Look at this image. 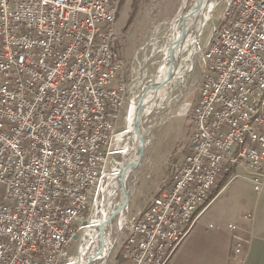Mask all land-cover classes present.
Listing matches in <instances>:
<instances>
[{
    "label": "built area",
    "instance_id": "1",
    "mask_svg": "<svg viewBox=\"0 0 264 264\" xmlns=\"http://www.w3.org/2000/svg\"><path fill=\"white\" fill-rule=\"evenodd\" d=\"M120 1L0 0V264H72L70 241L96 225L114 179L118 199L117 127L135 101L115 48ZM219 1L205 48L195 44L198 96L178 108L186 152L145 208L120 215L129 264H166L221 174L238 168L264 193V0ZM228 228L238 260L251 236Z\"/></svg>",
    "mask_w": 264,
    "mask_h": 264
},
{
    "label": "rangeland",
    "instance_id": "2",
    "mask_svg": "<svg viewBox=\"0 0 264 264\" xmlns=\"http://www.w3.org/2000/svg\"><path fill=\"white\" fill-rule=\"evenodd\" d=\"M136 4L134 6V2ZM121 0L116 19L117 39L115 48L120 55L123 63V80L131 87L134 96L133 106L141 98L140 88L154 74L159 61L153 55V40L159 39L164 31V23L171 21L178 13L182 15L189 12L194 0ZM224 3L218 1L209 14V19L202 28V33L198 37L201 49H204L212 33L213 26L217 25ZM181 15V16H182ZM132 18L130 24L129 20ZM163 30V31H162ZM160 32V33H159ZM152 52V53H151ZM192 70L187 72L183 78L178 79L171 85V89L166 98L157 102L161 108H156L150 115L145 125L147 136L146 151L137 166L134 175H129L127 179L130 186L129 212L135 214L145 208L156 196L158 185L167 180L172 172V166L179 162L186 152V143L191 130V121L185 117L178 116L179 105L184 101L194 103L198 96V86L200 83L202 68L198 63L197 56L192 58ZM186 76V77H185ZM129 108L128 120L133 106ZM124 106L117 130H126L124 124ZM143 126V125H142ZM122 148L125 147L127 140L120 141ZM123 144V146H122ZM126 153L121 150L120 153ZM130 156V154H128ZM126 156L127 158L129 156ZM116 162V161H115ZM232 173L238 176L231 179V176L221 174L210 192V196L216 194V204H224L230 217L249 214V210L255 203L258 194L253 190L244 178L245 173L236 168ZM132 181L134 183L132 184ZM223 189L222 192H220ZM3 195V188L0 186V198ZM209 198L207 199V201ZM115 201L112 199V206ZM120 218V217H119ZM111 231V242L113 249L109 254L106 264H129L126 259L121 257V237L117 233L115 223ZM77 241L72 239L67 248V252L74 257L77 250ZM81 249V248H80ZM233 251V250H232Z\"/></svg>",
    "mask_w": 264,
    "mask_h": 264
},
{
    "label": "bare ground",
    "instance_id": "3",
    "mask_svg": "<svg viewBox=\"0 0 264 264\" xmlns=\"http://www.w3.org/2000/svg\"><path fill=\"white\" fill-rule=\"evenodd\" d=\"M218 1L208 0L206 2V0H194L188 13L182 15L183 13L180 11L171 21L164 23V31L162 30L161 36L159 39L155 38L153 40V55L157 56L159 61L156 62L157 67L155 68L154 74L140 88V96L144 103L141 114L142 125L147 123L150 115L156 108H161V105L157 102L166 98V95L169 94L168 92L171 89V85L192 70V58L195 54L197 38L202 33L201 30ZM182 3L185 4L186 0ZM174 58L178 61L176 71L171 80L163 84L170 70L171 59ZM157 84L161 85L155 89L154 86ZM135 113L136 105L132 108L125 132L118 136V142L119 140H127L124 148L119 147V152L121 150H125L126 153L130 151V156L128 155L129 157L121 164L124 168L133 161L137 153L136 145L131 149L132 143H137L136 132L133 130ZM114 159L118 164L119 158L114 157ZM115 188V179L111 180L104 187V195L97 204L98 212L93 215V223L96 225H99L102 220L101 218L109 215L114 205H116L113 203L112 206ZM123 217H120L118 222L115 223L116 229L121 225L120 223H122ZM112 229L113 225L101 236L96 235L91 244H86L87 246L81 247L78 253L81 264H106L109 254L113 249L112 247L114 246L113 242H111L110 235Z\"/></svg>",
    "mask_w": 264,
    "mask_h": 264
},
{
    "label": "crops",
    "instance_id": "4",
    "mask_svg": "<svg viewBox=\"0 0 264 264\" xmlns=\"http://www.w3.org/2000/svg\"><path fill=\"white\" fill-rule=\"evenodd\" d=\"M218 194L202 210L200 205L192 228L166 264H264V193L256 196L249 210L254 217L252 223L242 215L231 218L224 204H216ZM229 224L237 227L235 233L240 237L247 240L251 236L238 260L231 256L235 240Z\"/></svg>",
    "mask_w": 264,
    "mask_h": 264
},
{
    "label": "water",
    "instance_id": "5",
    "mask_svg": "<svg viewBox=\"0 0 264 264\" xmlns=\"http://www.w3.org/2000/svg\"><path fill=\"white\" fill-rule=\"evenodd\" d=\"M206 2H208V0H206ZM177 65H178V61L175 58L171 59L170 70L163 84L171 80L173 74L176 71ZM160 85L161 84H157L154 86V88L156 89ZM141 98L137 102L136 113L134 117V126H133V130L136 132L137 143L133 142L131 145L132 147L130 146L132 149L133 146L136 145L137 153L130 164H127L125 168L123 166L120 167V173L115 177L119 184V196L115 202L116 205H114L109 215H106L105 217L103 216L101 218L102 220L99 225L87 227L82 233H80L79 235H75L73 237V239L77 241L78 245L72 264H81L80 263L81 259L79 258L78 255L80 248L91 242L96 237V235L101 236L106 230H108L113 225V222L120 217L122 211L129 205L130 186H128L127 179L129 175H134V172L137 166L139 165L140 161L142 160V157L146 151V144H147L146 131L144 125L142 126L141 123V114L144 105L143 100ZM129 153L130 151L128 153H124L120 157V161L124 162L127 158L126 156ZM133 183L134 181H132V184ZM84 225H86V223H84Z\"/></svg>",
    "mask_w": 264,
    "mask_h": 264
},
{
    "label": "trees",
    "instance_id": "6",
    "mask_svg": "<svg viewBox=\"0 0 264 264\" xmlns=\"http://www.w3.org/2000/svg\"><path fill=\"white\" fill-rule=\"evenodd\" d=\"M135 4H136V1L134 2V6H135ZM131 20H132V18L129 20L128 25L130 24ZM224 176H230V173H229V174H224ZM212 198H213V197L210 196V197H209V200H208L207 202H209ZM199 209H200V208H199ZM201 209H202V208H201ZM201 209H200V210H201ZM198 211H199V210H198Z\"/></svg>",
    "mask_w": 264,
    "mask_h": 264
}]
</instances>
